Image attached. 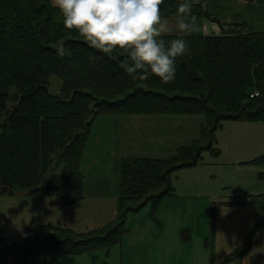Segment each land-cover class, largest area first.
Returning <instances> with one entry per match:
<instances>
[{
    "label": "trees",
    "instance_id": "1",
    "mask_svg": "<svg viewBox=\"0 0 264 264\" xmlns=\"http://www.w3.org/2000/svg\"><path fill=\"white\" fill-rule=\"evenodd\" d=\"M205 1L191 0L186 20L208 16L222 31L183 33L189 49L177 57L175 78L163 82L157 75L133 80L120 65L125 53L90 47L77 29L64 26L52 0H0L1 191L7 187L60 196L68 205L79 202L85 188L81 157L100 113L203 115L199 136L172 154L122 158L117 222L87 232L53 223L27 228L22 241L0 249V264H9L12 254L26 264L45 251L80 253L119 242L128 230L129 211L174 195V173L199 163L205 151L221 154L217 130L225 121H264V31L223 29L222 21L204 8ZM179 2L163 0V15L177 19ZM177 34L162 33L166 40ZM61 43L70 54L59 55ZM53 74L62 78L58 91L49 88ZM255 89L259 95L252 97ZM252 161L264 163V154ZM239 202L263 215L222 264L244 258L264 226V193Z\"/></svg>",
    "mask_w": 264,
    "mask_h": 264
},
{
    "label": "rangeland",
    "instance_id": "2",
    "mask_svg": "<svg viewBox=\"0 0 264 264\" xmlns=\"http://www.w3.org/2000/svg\"><path fill=\"white\" fill-rule=\"evenodd\" d=\"M167 20L165 33L221 32L218 26L217 30L211 29L208 16L186 20L188 27L183 30L177 19ZM254 31L264 28L250 27L245 32ZM61 85L62 78L53 74L50 90L58 91ZM258 91H253L255 96ZM202 121V114H98L80 162L84 197L68 205L60 196L0 190V249L22 241L27 228L44 223L87 232L117 222L122 158L168 156L199 136ZM244 122L253 123L241 126L237 138L253 141L263 152L264 125L256 122L264 121ZM191 134L196 136L189 137ZM262 154L238 162L228 152L216 162L205 151L204 161L174 173V195H166L158 204L149 201L140 210L127 213L128 230L119 242L80 253L45 251L26 264H222L230 252L245 242L251 227L263 215L254 205L239 202L264 193H247L248 188L264 191V163L252 161ZM229 160L233 163H221ZM61 167L49 171L48 176ZM13 258L12 254L9 264H22ZM228 264H264V226L256 233L249 253Z\"/></svg>",
    "mask_w": 264,
    "mask_h": 264
},
{
    "label": "clouds",
    "instance_id": "3",
    "mask_svg": "<svg viewBox=\"0 0 264 264\" xmlns=\"http://www.w3.org/2000/svg\"><path fill=\"white\" fill-rule=\"evenodd\" d=\"M63 14L67 29H77L88 45L103 53H125L121 67L133 80L157 75L163 82L175 78L177 57L189 49L182 32L166 40L168 20L163 0H52ZM191 0H180L176 8L178 27H188ZM58 53H69L61 43Z\"/></svg>",
    "mask_w": 264,
    "mask_h": 264
},
{
    "label": "crops",
    "instance_id": "4",
    "mask_svg": "<svg viewBox=\"0 0 264 264\" xmlns=\"http://www.w3.org/2000/svg\"><path fill=\"white\" fill-rule=\"evenodd\" d=\"M204 4L209 12L223 22V29L232 28L240 32H245L248 31L250 27L264 28V2L262 0H256L255 2H248L246 0H206ZM259 17H262L263 20L259 21ZM217 26L219 27L220 25H217L215 21H212L211 29L217 30ZM194 123L197 125L198 120H195ZM250 123L253 122L227 121L223 128L217 132L218 145L221 147V154L215 157L210 153L211 159L217 162L222 159L223 153L229 152L232 154V157L240 162L263 153L264 151L261 152L253 141L242 142L236 136L237 131L241 126H248ZM256 123L264 125V122ZM193 136L196 135L191 134L189 137ZM205 157L206 155L204 153V157L201 161H204ZM228 162L233 163L231 160L221 161L223 165ZM247 191L248 194L264 192L253 188H248Z\"/></svg>",
    "mask_w": 264,
    "mask_h": 264
},
{
    "label": "water",
    "instance_id": "5",
    "mask_svg": "<svg viewBox=\"0 0 264 264\" xmlns=\"http://www.w3.org/2000/svg\"><path fill=\"white\" fill-rule=\"evenodd\" d=\"M2 189H3V190H9V191H11V192L13 191V189H8L7 187H3ZM25 193H26V191H22V192H21V194H25Z\"/></svg>",
    "mask_w": 264,
    "mask_h": 264
},
{
    "label": "built area",
    "instance_id": "6",
    "mask_svg": "<svg viewBox=\"0 0 264 264\" xmlns=\"http://www.w3.org/2000/svg\"><path fill=\"white\" fill-rule=\"evenodd\" d=\"M259 94V93H258ZM252 96H254V93L252 94Z\"/></svg>",
    "mask_w": 264,
    "mask_h": 264
}]
</instances>
